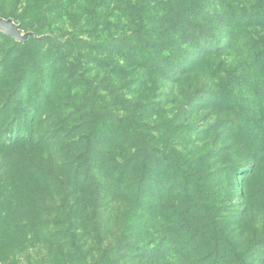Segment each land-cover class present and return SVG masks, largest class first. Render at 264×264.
<instances>
[{"label":"rangeland","instance_id":"1","mask_svg":"<svg viewBox=\"0 0 264 264\" xmlns=\"http://www.w3.org/2000/svg\"><path fill=\"white\" fill-rule=\"evenodd\" d=\"M171 2L0 0V19L17 30L0 31V264H179L130 236L134 206L112 192L134 147L120 144L126 120L156 138L136 141L137 178L166 159L168 196L185 197L189 222L221 236L206 250L224 264H264V40L218 32L222 55L180 74L177 45L190 64L193 53L171 31ZM80 106L107 112L90 142H78L92 129L88 117L79 132Z\"/></svg>","mask_w":264,"mask_h":264},{"label":"trees","instance_id":"2","mask_svg":"<svg viewBox=\"0 0 264 264\" xmlns=\"http://www.w3.org/2000/svg\"><path fill=\"white\" fill-rule=\"evenodd\" d=\"M98 1L100 3L102 0ZM241 1L172 0L169 6V12L173 18L170 26L171 31L176 35L175 40L178 41L177 36H181V46L190 47L193 53V60L191 59L190 64L185 59L189 49L182 47L179 49L177 42H174V46L177 45V48L171 58L173 59L174 69L178 73L182 74V70L183 74L188 73L187 68L190 70L197 69L205 63L207 58L218 55L220 57L222 55V52L226 48H219L217 44H213L218 32H220V35L223 34L224 38L229 39V43L239 38L244 39L247 35L251 38L250 40L253 38L256 41L264 40V35L259 36V33L256 32L257 29L264 28V0H257L251 7L244 6V3ZM93 17H95V13ZM252 28H255V31L245 33ZM207 44L210 46H206ZM229 45L231 46V44ZM203 53H207L206 58L202 57ZM259 65L257 64V66ZM260 72L264 75V62L260 68ZM63 81L67 82L65 79ZM77 109V113L81 115L80 120L83 121L89 117L90 125H92L91 131L79 137L78 142L81 140L90 142L94 139V136L97 138L99 126L105 123L106 109L103 107L100 113L88 112L81 106ZM117 121L121 123L122 120L118 117ZM129 121L126 120L125 123L127 137L124 141H120V144L129 143L134 147H130L124 151L126 157H122L123 162L118 163V166H120L119 176L111 182V189L113 193L116 191L115 195L129 200L134 206L136 221L129 223L132 226L129 233L131 234L130 236L139 240L140 243L153 246L161 244L160 246L164 247L167 255L159 254L162 257H157L156 261H161L163 258L167 259L168 257L172 259L171 257H173L179 264H184L186 261H189L190 264H224L219 254L206 250V247L212 244V240L219 242L221 236L218 231L214 228H210L209 232L204 231L208 224L202 223L196 227L192 225L187 218V201L185 197L171 199L168 196L171 188L170 184L174 181V178L172 175L169 177L165 176L162 165L163 162H166V159L157 158L158 161L155 162V169L157 171H153L154 177H147V174L144 173L142 177L137 178L139 176L138 168H140V171L142 170L138 162V154L142 144L136 141L137 139L143 141L146 138H151L153 142L156 138L153 135L148 136L141 131H131ZM85 124L83 121L77 127L80 133L85 132ZM165 133L168 134L167 136L173 135L166 131ZM26 141L30 144L33 139H19L15 144ZM152 142L149 143L147 140H144L143 148L152 144ZM161 153L162 155L164 154V152ZM180 160L182 161V156L177 161ZM141 163L143 164L144 161ZM182 178H184L186 184L185 174H183ZM190 179L188 178L187 182ZM153 187L156 189V195L153 194L147 197V192ZM181 192L186 195V185ZM155 209L158 210L159 214L149 215V212L153 214ZM207 213L209 211L205 213L206 217L209 216ZM129 239V236L125 232L121 233L118 238L119 241L116 244L117 248L120 250L127 248L126 244ZM227 243L233 245L230 239ZM193 256L195 257L192 258ZM235 256L237 258L240 257L236 253Z\"/></svg>","mask_w":264,"mask_h":264},{"label":"water","instance_id":"3","mask_svg":"<svg viewBox=\"0 0 264 264\" xmlns=\"http://www.w3.org/2000/svg\"><path fill=\"white\" fill-rule=\"evenodd\" d=\"M0 31H2L3 33L7 34V35H16L17 34V30L15 28H13L10 23H7L4 20L0 19Z\"/></svg>","mask_w":264,"mask_h":264},{"label":"bare ground","instance_id":"4","mask_svg":"<svg viewBox=\"0 0 264 264\" xmlns=\"http://www.w3.org/2000/svg\"><path fill=\"white\" fill-rule=\"evenodd\" d=\"M12 26V25H11Z\"/></svg>","mask_w":264,"mask_h":264}]
</instances>
